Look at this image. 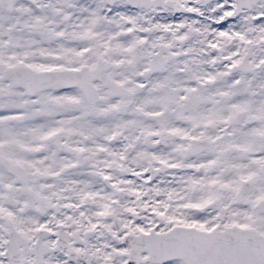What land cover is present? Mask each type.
I'll return each instance as SVG.
<instances>
[{
  "label": "snow or ice",
  "instance_id": "1",
  "mask_svg": "<svg viewBox=\"0 0 264 264\" xmlns=\"http://www.w3.org/2000/svg\"><path fill=\"white\" fill-rule=\"evenodd\" d=\"M0 264H264V0H0Z\"/></svg>",
  "mask_w": 264,
  "mask_h": 264
}]
</instances>
